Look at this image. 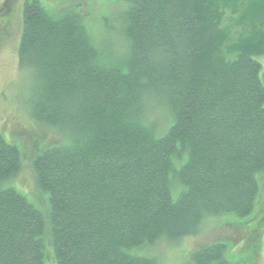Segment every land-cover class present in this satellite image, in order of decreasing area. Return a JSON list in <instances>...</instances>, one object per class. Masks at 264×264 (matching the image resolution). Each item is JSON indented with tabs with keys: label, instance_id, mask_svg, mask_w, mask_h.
<instances>
[{
	"label": "trees",
	"instance_id": "trees-1",
	"mask_svg": "<svg viewBox=\"0 0 264 264\" xmlns=\"http://www.w3.org/2000/svg\"><path fill=\"white\" fill-rule=\"evenodd\" d=\"M126 4L96 38L82 15L25 2L26 111L54 137L29 138L45 208L15 186L26 152L0 133V264H156V245L209 219L264 218V0ZM235 15L248 31L231 33ZM259 225L244 234L255 254ZM227 248L191 262L231 264Z\"/></svg>",
	"mask_w": 264,
	"mask_h": 264
},
{
	"label": "rangeland",
	"instance_id": "rangeland-1",
	"mask_svg": "<svg viewBox=\"0 0 264 264\" xmlns=\"http://www.w3.org/2000/svg\"><path fill=\"white\" fill-rule=\"evenodd\" d=\"M41 1L49 10L55 11L65 8L71 15L74 13L85 17L87 29L95 34L96 38L106 32L110 33L109 23L112 25L110 28H120V19L123 17L125 6H127V0ZM25 2L26 0H0V133L8 141L12 140L23 145L26 152L23 162L24 168L14 181L15 186L29 198L39 201L38 206L42 205L46 208V197L38 192L36 177L31 164L38 146L36 144L32 145L29 138H32L33 134L38 132L47 135L48 139L54 137V134H47L45 130L40 129L26 111V106L28 108L30 106L33 85L31 74L23 71L19 65V47L23 33ZM244 9V6L240 7L239 12L243 14ZM226 25L231 33L236 28L240 30L243 28L248 31L250 27L249 25L240 26L239 15L229 16ZM238 35L235 37L232 34L233 39L227 43V46H231L232 42L240 39ZM259 61L263 67L264 77V55ZM46 145L43 144V147ZM262 183L263 189L260 198L262 205L259 204V208L254 210L255 214L258 213L256 219L264 215V176L262 177ZM34 203L36 202L34 201ZM253 215L254 213L243 218L220 216L209 219L197 235L186 237L174 243L162 241L152 249L151 255L157 259L156 264H193L191 262L193 251L223 240L228 246L231 264H264V218L261 221L263 224L260 223V226L257 221L252 222V217L255 218ZM234 225L237 229L243 227L240 231L242 234L237 237H235L237 232ZM258 225L262 235L259 236L260 249L255 254V243H252V239L244 234L248 233L246 228H255Z\"/></svg>",
	"mask_w": 264,
	"mask_h": 264
}]
</instances>
